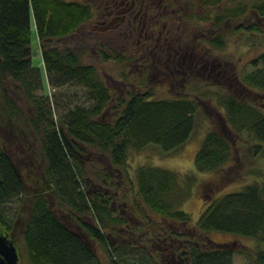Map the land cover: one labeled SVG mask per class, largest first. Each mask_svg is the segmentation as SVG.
<instances>
[{
  "label": "trees",
  "instance_id": "obj_1",
  "mask_svg": "<svg viewBox=\"0 0 264 264\" xmlns=\"http://www.w3.org/2000/svg\"><path fill=\"white\" fill-rule=\"evenodd\" d=\"M224 1L202 0V5L216 7ZM237 2L212 17L197 18L211 21L207 44L216 51L225 49L230 34H264V0ZM248 11L255 13L259 23L223 27ZM91 16L84 0H0V233L16 246L19 230L22 250L17 249L24 252L27 264H101L72 224L106 253L105 264H233L236 247L212 241L211 233L256 241L257 264H264V174L261 183L203 200L194 227H189L191 215L181 210L191 197L193 174L179 177L160 167L142 166L131 180L129 153L148 146L164 153L183 147L193 134L199 104L187 97L156 100L150 91L114 98L95 67L82 64L74 51L54 46L79 31ZM31 26L47 86L83 88L87 107L75 104L73 93L64 94L61 106H56L61 112L53 114L54 102L49 93L43 94L41 74L31 64ZM250 65L252 72L239 78L231 73L223 82L226 90L212 94L223 115L216 113L217 128L204 135L195 154L197 173L224 172L227 180L235 161L232 143L243 134L254 142L249 157H264V50ZM10 91L29 112L18 107ZM24 127L39 140L40 154L27 156L25 150L24 162L32 166L25 176L2 137L22 140ZM82 147L106 158L112 174L117 172L131 186L128 205L140 219L115 208L111 188H121V180H111L108 171H95L89 177L80 161ZM13 201L17 206L9 218L2 207ZM60 213L67 216L68 224ZM91 217L96 224L86 222ZM145 219L153 226L143 231ZM147 232H152L149 237ZM140 247L141 255L132 254Z\"/></svg>",
  "mask_w": 264,
  "mask_h": 264
},
{
  "label": "rangeland",
  "instance_id": "obj_2",
  "mask_svg": "<svg viewBox=\"0 0 264 264\" xmlns=\"http://www.w3.org/2000/svg\"><path fill=\"white\" fill-rule=\"evenodd\" d=\"M188 3V13L194 16L193 25L199 31L204 30L206 39L210 38L211 33V21H199L198 17L210 16L218 13L224 7L232 8L237 5V0H227L221 2L216 7L205 8L202 5V0H182ZM92 9L91 19L84 24L81 29L75 32L72 36L63 39L56 43L58 49H70L75 54L80 55V62L82 64L91 65L96 68L98 77L101 81L108 85L111 95L115 98L118 96H124L126 93L138 91L144 93L150 91L153 94V99H169V98H180L187 97L195 100L199 104V111L196 115V123L193 134L190 139L175 152L164 153L157 147L148 146L145 149L134 152L131 151L128 156V171L131 180H133L134 171L142 166H155L160 167L169 171H173L180 176L187 174H193L195 176V185L191 192V197L182 206L181 210L190 214L192 222L189 227H194L198 216L203 210V200H211L218 198L225 194L239 192L242 187L253 184L261 183L263 180L262 174H264V157H257L255 159L249 157L248 149L254 144V142L246 140V135L243 134L238 140L233 141V151L235 153V161L233 166L229 167L228 178L224 179V172L217 173H197L194 169V157L198 151L204 135L217 128L216 113L223 115V110L216 104L214 93H221L226 90L223 86V82L226 77L232 73L236 78L242 75L252 72V66L250 62L255 59L264 50V34L254 33L251 31H241L235 33L233 36H227L225 49L222 51H216L209 47V53L211 56L220 59L221 62L225 63L229 73L225 76L219 75L210 79L202 75H163L158 76L157 73H153L152 69H144L141 65L142 62L132 54L131 50H128V44L123 41L121 36L115 35L114 32L103 29L99 24L98 18V7L95 4L96 1L84 0ZM247 4L249 2H245ZM251 3V2H250ZM181 4V3H180ZM184 5V4H181ZM186 7L183 6V9ZM201 22V23H200ZM252 23H259V19L255 13L248 11L245 17L238 18L237 20L226 23L223 27L226 29L229 27L232 29L235 25L247 26ZM227 32L229 30H226ZM209 32V33H208ZM201 33V32H200ZM39 44L34 30V26L31 29V48L33 50V58H40L41 53L39 51ZM41 81L42 89L44 92L51 97L54 102L53 114L57 116L56 106H61V99L64 94L73 93L75 104L88 106L84 102V90L81 87H65L62 89L54 90L50 86H47L46 76L43 68L41 69ZM221 85V86H220ZM49 88V89H48ZM10 95L15 99L18 107L24 112H29L28 107L23 101H21L17 95H14L10 91ZM38 96L41 93L37 94ZM64 103V101L62 102ZM105 119L109 118V115H105ZM26 129V136L24 139L10 138L7 134L3 135L4 145L7 150L17 158L18 164L23 168L21 172L24 176L32 169V166H27L24 162L25 150L28 155L34 154L39 157V140L36 136L28 129ZM80 161L86 168L89 177L94 176V172L103 171L112 174L113 168L110 167L108 161L103 156L96 153L90 148L82 147L80 153ZM22 157V159H21ZM256 172H251V171ZM107 172V173H108ZM114 177V178H113ZM111 180H120L123 182L122 187L119 189L111 188V192L115 197V208L117 210H124L127 217L140 219L138 215H135L128 205L132 198L131 186L127 185L124 178L117 172L111 176ZM226 180V181H224ZM223 183V184H222ZM121 189H123L121 191ZM117 192V193H115ZM123 193L126 195V199L123 197ZM127 203V204H126ZM16 202H11L2 207V214L12 218ZM63 220L66 219L67 224L69 223L67 216L64 213L59 214ZM136 216V217H134ZM155 221H159L156 217ZM157 221V222H158ZM88 224H96L93 218H87ZM143 231L151 229L153 226L146 219L144 220ZM71 228L79 233L88 245L94 249L97 258L101 261V264H105L107 261L106 253L96 244L88 241L87 238L82 234V231L74 227ZM121 229V228H120ZM152 232H147V235H151ZM16 252L18 255V264H27L26 257L22 250V244L19 240L20 232L16 233ZM230 235H223L218 233H211L210 239L219 244H233L236 247V252L233 255V264H257V247L258 243L248 239H238L231 236V240H228ZM235 238V240H234ZM227 242V243H225ZM120 242H116V246L124 247L120 245ZM261 246V244H259ZM19 248V250L17 249ZM133 251V250H131ZM131 253V252H130ZM140 253V254H138ZM143 253L141 247L139 250H134L132 254L135 256ZM129 257V256H128Z\"/></svg>",
  "mask_w": 264,
  "mask_h": 264
},
{
  "label": "flooded vegetation",
  "instance_id": "obj_3",
  "mask_svg": "<svg viewBox=\"0 0 264 264\" xmlns=\"http://www.w3.org/2000/svg\"><path fill=\"white\" fill-rule=\"evenodd\" d=\"M92 1L99 10L100 26L121 36L144 69L151 68L158 76L202 75L207 79L230 72L225 63L210 55L209 38L193 25L185 1Z\"/></svg>",
  "mask_w": 264,
  "mask_h": 264
},
{
  "label": "water",
  "instance_id": "obj_4",
  "mask_svg": "<svg viewBox=\"0 0 264 264\" xmlns=\"http://www.w3.org/2000/svg\"><path fill=\"white\" fill-rule=\"evenodd\" d=\"M18 255L13 243L0 233V264H18Z\"/></svg>",
  "mask_w": 264,
  "mask_h": 264
},
{
  "label": "crops",
  "instance_id": "obj_5",
  "mask_svg": "<svg viewBox=\"0 0 264 264\" xmlns=\"http://www.w3.org/2000/svg\"><path fill=\"white\" fill-rule=\"evenodd\" d=\"M32 28H33V27L31 26V29H32ZM32 53H33V50H32ZM31 64H32V67H33V68H36V69L39 70L40 74H41V69L43 68V70H44L43 61H42L41 56H40V58H39V57H38V58H33V55H32ZM44 73H45V72H44ZM231 238H232V237L229 236L228 240H231ZM234 240H235V238H234ZM236 240H238V239L236 238ZM225 243H227V242H225Z\"/></svg>",
  "mask_w": 264,
  "mask_h": 264
}]
</instances>
